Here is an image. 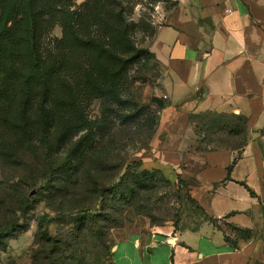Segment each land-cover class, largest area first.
Segmentation results:
<instances>
[{"label":"rangeland","instance_id":"obj_1","mask_svg":"<svg viewBox=\"0 0 264 264\" xmlns=\"http://www.w3.org/2000/svg\"><path fill=\"white\" fill-rule=\"evenodd\" d=\"M176 3L0 0V264H32L43 235L68 242L84 216H100L97 226L110 228L114 247L100 260L95 253L97 264H128L114 253L118 243L163 240V232L206 218L185 172L222 144L210 141L208 127L191 128L201 137L192 133L184 142L178 165L162 154L159 104L167 99L149 45ZM43 94L57 137L66 141L63 158L54 144L36 140ZM125 210L131 214L115 225ZM8 221L15 231L5 236ZM252 235L264 264V221ZM149 251L163 261L158 244Z\"/></svg>","mask_w":264,"mask_h":264},{"label":"crops","instance_id":"obj_2","mask_svg":"<svg viewBox=\"0 0 264 264\" xmlns=\"http://www.w3.org/2000/svg\"><path fill=\"white\" fill-rule=\"evenodd\" d=\"M149 50L161 66L167 99L159 121L166 133L163 159L178 165L184 142L192 133L201 137L191 128H223L210 139L222 145L203 151L201 164L185 172L209 218L195 228L163 232V240L127 239L115 255L128 264H257L252 233L264 221V0H177ZM232 228L249 236L243 240ZM235 236L239 248L226 240ZM153 244L162 262L149 256Z\"/></svg>","mask_w":264,"mask_h":264},{"label":"trees","instance_id":"obj_3","mask_svg":"<svg viewBox=\"0 0 264 264\" xmlns=\"http://www.w3.org/2000/svg\"><path fill=\"white\" fill-rule=\"evenodd\" d=\"M126 34H127V31H126ZM152 56L156 60L154 54H152ZM46 97H47V94H43L44 99H42L39 102L38 135H37L36 140L39 144H41V146L43 143L47 147L52 146L54 144L56 147L55 152L57 156L60 157V155L58 154L61 151L66 150V147H65L66 141L61 142V140L63 141V139L65 138L60 139L59 137H57V130L55 126H53V124H51L50 122V115H49V112L47 110L46 103H45ZM163 107H164L163 103L159 104L160 110ZM204 119L207 120V122L205 123H208V119L206 118V116ZM200 128H204V126ZM209 129H210L209 135L211 136L212 134L215 133V130L217 128L215 129V127H211ZM220 129H223V128H218L217 131ZM200 133L201 132L197 133L196 136L200 137L201 135ZM28 134H26V136H28ZM81 140L82 139H79L75 143L74 151L78 155L81 154L79 152L81 145H82L80 144ZM61 153H64V152H61ZM63 157L64 156L60 158H63ZM66 170H67V166L64 165V166L59 167L57 173L58 175L63 176ZM181 183L184 184L185 182L181 181ZM191 200L195 202V204L198 206L201 212L206 216L205 219H208L209 216L203 210V208L197 203V201L193 197L191 198ZM22 206L23 204L20 203V207ZM87 210L89 211V209ZM131 211L132 210L123 211L120 217L118 218L117 222L115 223V225L123 218L125 219L126 215L131 214ZM88 217L84 216L82 218L83 222H81V224L76 228V230H73L68 235V240H67L68 242H63L60 239L52 238L49 235H43L41 240L39 241L40 249L33 256L32 264H97L94 258L95 253L99 254L98 257L100 260L104 256L103 251L105 252L106 250H110L112 247H114V243H112L110 239V236H111L110 228L108 227V229H106L102 225L97 226L96 219L99 218L100 216H91L90 218ZM14 227L15 226H13V222H10V221L6 222L4 227L1 230V232L3 233L2 235L7 236L8 232L13 233L15 231ZM232 229L238 232V234L240 235V238L247 239L249 235V230H239L237 228H232ZM226 240L230 241L231 245L234 248H239L237 240L232 241L230 240L229 237H226Z\"/></svg>","mask_w":264,"mask_h":264},{"label":"water","instance_id":"obj_4","mask_svg":"<svg viewBox=\"0 0 264 264\" xmlns=\"http://www.w3.org/2000/svg\"><path fill=\"white\" fill-rule=\"evenodd\" d=\"M168 241H169L170 244H175V241H174V239H172V238H170ZM153 245L156 246V244H153ZM113 250H114V248H113ZM149 252H150V251H149Z\"/></svg>","mask_w":264,"mask_h":264},{"label":"built area","instance_id":"obj_5","mask_svg":"<svg viewBox=\"0 0 264 264\" xmlns=\"http://www.w3.org/2000/svg\"><path fill=\"white\" fill-rule=\"evenodd\" d=\"M165 98V97H164Z\"/></svg>","mask_w":264,"mask_h":264}]
</instances>
